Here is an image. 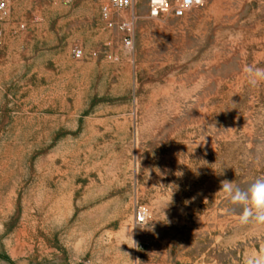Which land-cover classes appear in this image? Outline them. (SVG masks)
Segmentation results:
<instances>
[{
  "label": "rangeland",
  "instance_id": "obj_1",
  "mask_svg": "<svg viewBox=\"0 0 264 264\" xmlns=\"http://www.w3.org/2000/svg\"><path fill=\"white\" fill-rule=\"evenodd\" d=\"M0 1V264H247L264 249L219 192L264 177V82L244 72L264 68V0L157 19L141 2L114 15L135 17L130 48L101 17L109 0Z\"/></svg>",
  "mask_w": 264,
  "mask_h": 264
},
{
  "label": "built area",
  "instance_id": "obj_2",
  "mask_svg": "<svg viewBox=\"0 0 264 264\" xmlns=\"http://www.w3.org/2000/svg\"><path fill=\"white\" fill-rule=\"evenodd\" d=\"M141 2L145 5L148 17L155 19L165 16L181 18L192 9L200 7L203 4V0H109L108 4L102 7L101 17L108 28H117L124 33L123 44L127 48H130L132 45L131 32L135 17L132 15L129 19H118L114 15H119V13L127 9H133ZM0 11L5 12L4 1H0ZM72 53L76 59H80L83 56L82 49L77 46L72 49ZM106 57L111 58V54L107 52ZM145 217V208L138 207L135 212V223L137 225L144 223ZM141 264L147 263L141 262Z\"/></svg>",
  "mask_w": 264,
  "mask_h": 264
},
{
  "label": "clouds",
  "instance_id": "obj_3",
  "mask_svg": "<svg viewBox=\"0 0 264 264\" xmlns=\"http://www.w3.org/2000/svg\"><path fill=\"white\" fill-rule=\"evenodd\" d=\"M244 72L251 86H256L264 82V68L246 66ZM221 186L222 190L219 192L226 194L234 204L243 206V213L240 216L241 223L247 224L252 222L258 228L264 227V177L257 178L246 191L235 187L234 182H229L227 180L221 181ZM129 239L131 241V246L126 244L129 247H137L131 235ZM135 262L136 264H141L139 260ZM247 264H264V249H261L259 253H252Z\"/></svg>",
  "mask_w": 264,
  "mask_h": 264
}]
</instances>
